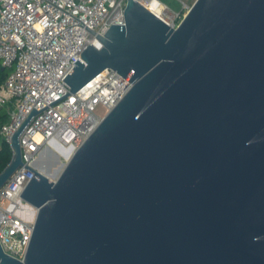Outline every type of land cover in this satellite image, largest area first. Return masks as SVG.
Returning <instances> with one entry per match:
<instances>
[{"label":"water","instance_id":"95a60500","mask_svg":"<svg viewBox=\"0 0 264 264\" xmlns=\"http://www.w3.org/2000/svg\"><path fill=\"white\" fill-rule=\"evenodd\" d=\"M15 132L37 208L24 260L0 264H264V0H196L177 28L128 0ZM114 68L133 86L56 178L22 161L34 114Z\"/></svg>","mask_w":264,"mask_h":264},{"label":"built area","instance_id":"2783aa9c","mask_svg":"<svg viewBox=\"0 0 264 264\" xmlns=\"http://www.w3.org/2000/svg\"><path fill=\"white\" fill-rule=\"evenodd\" d=\"M136 1V0H135ZM177 28L190 6L173 9L164 0H137ZM128 0H0V61L8 70L0 86V108L8 120L0 138L12 137L35 107L41 110L69 93L64 79L88 45L103 46L113 24H126ZM133 83L106 68L86 85L31 118L19 135L22 161L46 175L41 164L47 149L71 147L73 153L99 126ZM0 142V148L2 145ZM1 173V171H0ZM35 171L21 164L0 187V243L4 251L25 259L37 208L23 196ZM51 178V177H50Z\"/></svg>","mask_w":264,"mask_h":264},{"label":"rangeland","instance_id":"374dc122","mask_svg":"<svg viewBox=\"0 0 264 264\" xmlns=\"http://www.w3.org/2000/svg\"><path fill=\"white\" fill-rule=\"evenodd\" d=\"M164 1L169 3V5L173 9L175 10L180 9L181 3L179 0H164ZM182 1L191 7L196 0H182ZM2 66L3 65L0 61V68ZM4 71H6V73L8 72L7 69ZM1 141L2 139L0 138V142ZM63 149L64 147H55V148L47 149L41 161V164H44L46 168V172L50 174L53 178H56L57 176H59V174L64 169L66 163L69 161L70 157L73 155V151H71L70 157L68 158L65 157Z\"/></svg>","mask_w":264,"mask_h":264},{"label":"trees","instance_id":"16d2710c","mask_svg":"<svg viewBox=\"0 0 264 264\" xmlns=\"http://www.w3.org/2000/svg\"><path fill=\"white\" fill-rule=\"evenodd\" d=\"M3 67V66H2ZM0 68V86L6 78V72ZM8 120L6 111L3 108H0V127L3 123ZM12 159V150L8 142L2 141L0 148V171H3L5 167L10 163Z\"/></svg>","mask_w":264,"mask_h":264},{"label":"bare ground","instance_id":"6f19581e","mask_svg":"<svg viewBox=\"0 0 264 264\" xmlns=\"http://www.w3.org/2000/svg\"><path fill=\"white\" fill-rule=\"evenodd\" d=\"M72 148L71 147H66L63 149L65 157H70L71 155ZM48 174V173H47ZM49 177L53 178L50 174H48Z\"/></svg>","mask_w":264,"mask_h":264},{"label":"crops","instance_id":"0c3cea01","mask_svg":"<svg viewBox=\"0 0 264 264\" xmlns=\"http://www.w3.org/2000/svg\"><path fill=\"white\" fill-rule=\"evenodd\" d=\"M3 70H6V68L2 67ZM6 72V71H5ZM7 74V73H6ZM5 110V109H4Z\"/></svg>","mask_w":264,"mask_h":264}]
</instances>
